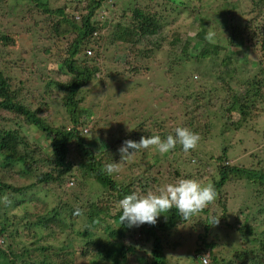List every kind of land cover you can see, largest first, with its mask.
I'll return each instance as SVG.
<instances>
[{
    "label": "trees",
    "instance_id": "trees-1",
    "mask_svg": "<svg viewBox=\"0 0 264 264\" xmlns=\"http://www.w3.org/2000/svg\"><path fill=\"white\" fill-rule=\"evenodd\" d=\"M24 1L29 2L17 5L25 11L16 12L12 0H0V36L4 37L0 41V264H75L77 255L92 258L93 264H129L132 258L136 264H171L166 249L179 243L175 241L183 238L185 230L186 243L199 246L195 252L209 250L210 264H264V160L259 141L248 138L244 143L241 137V142L229 147L221 140V153L210 155L213 163L206 161L205 169L201 165L204 157L208 159L206 150L199 152L198 147L185 153L177 145L157 160H151L154 147L122 162L118 152L126 140L138 142L153 135L163 139L174 135L176 127L188 128L200 136L199 142H207L216 134L218 117L227 120L236 133L251 127L264 105V72L238 81L228 63L233 55L227 53L216 71L217 80L208 81L210 86L206 87V75L186 73L197 91L184 94L176 85L181 97L174 91L169 105L154 101L148 112L144 108L123 110L121 98L109 97L112 121L123 126L125 119L128 129L118 131L111 126L115 136L100 152L89 146L94 140L88 141L90 133L84 130L100 119L97 114H86L90 110L84 105L90 87L102 97L108 94L98 78L104 68L113 81L133 86L136 92L145 86L156 93L154 85L164 86L166 79L171 81L191 63L218 56L229 46L249 49L253 45L254 49L261 39L256 59L264 70V0H249L247 12L225 21L227 48L205 39L203 26L193 39L179 31H163V26L173 22L167 9L172 0H78V6L85 1L87 5L77 6L76 15H69L65 7H53L51 0ZM63 1L66 7L72 4ZM57 30L69 32L65 46L55 37ZM161 51L169 52L168 61L150 67L149 55ZM114 65L124 66L123 71L117 72ZM30 77L35 79L32 83ZM171 106H176L173 112ZM47 108L63 112L69 124L54 121L48 125L52 118L44 117ZM231 117H235L234 124ZM29 126L53 143L43 147L39 138L31 140L22 130ZM262 135L264 138V130ZM239 146L250 163L232 164L239 158ZM113 162L120 164L108 173L107 165ZM171 166H175L173 173ZM3 172L9 179L22 177L24 182L5 181ZM124 176L129 180H118ZM186 178L210 184L216 191L215 199L191 219L182 221L173 208L159 216L155 225L127 228L119 224L112 238L100 234L101 226L110 228L104 224L107 219L119 222L122 211L118 207L111 215L102 202L114 209L128 194L155 192L172 179L175 183ZM42 190L55 198L53 206L39 197ZM30 193L37 194L30 202L38 209L12 215L11 209L20 208ZM215 202L220 207L214 206ZM230 202L237 208L230 210ZM223 228L238 236L239 245L233 246L231 257L216 250L212 241ZM133 231L141 237H132ZM62 237H66L63 242ZM142 237L144 243L138 244ZM145 243H151L149 249H144ZM32 251V257L17 259L19 254Z\"/></svg>",
    "mask_w": 264,
    "mask_h": 264
},
{
    "label": "rangeland",
    "instance_id": "rangeland-1",
    "mask_svg": "<svg viewBox=\"0 0 264 264\" xmlns=\"http://www.w3.org/2000/svg\"><path fill=\"white\" fill-rule=\"evenodd\" d=\"M45 1V0H44ZM52 1V6L55 8L58 7H65L66 12L69 15H76L77 11V6L79 4H77L78 0H67L69 3L70 1H72L71 5H68L67 7L65 6L64 1L62 0H51ZM29 2V1H27ZM24 0H12V6L14 9V11L16 12H23L25 11L24 9L20 8V6L17 5V3H27ZM248 2L249 0H204L203 2H199L197 0H172L171 3L168 5V11L171 13L172 19L171 23H168V25L163 26L162 30L164 31L165 29L167 31H179L180 34H182V36H189L188 38L193 39L195 37V35L197 34V32L200 31V28L206 29V32H214L215 36L213 38V40H211L212 43L214 44H218L224 47H228V43H227V39H226V30H225V21H228L229 18L231 17H235V16H239L243 13V11H248L249 10V6H248ZM87 5V2L85 1L82 5L78 6V7H82L85 8ZM16 6V7H15ZM178 6V7H177ZM177 7L178 11L176 10ZM171 33V32H170ZM55 37L58 39H62V45L65 46V44L68 42L69 38L71 37L69 32H59L58 30L55 32ZM0 36V41L2 40ZM210 41V40H209ZM188 43H191L190 41ZM261 44V39L258 41V46L256 48L253 49V45H251L249 49L246 48H240V47H228L227 50L221 51L220 54L218 56L214 55L212 58L209 59H205L202 63L200 64H196V63H191L190 65H188L185 69H181L179 70V72L175 73L172 77V80L170 81L169 79H166L164 81V86L158 87L157 85H154V88L156 89V93H153L152 91H147L148 88H146L145 86L141 87V89L139 91H135L133 86H128L127 84L123 83V82H118V81H113L112 78H110L109 76H107L108 71L104 69H102L100 75L98 76V78H100L99 80L102 81L104 88H106V94L105 96L103 95V97L99 94H95L97 91H93L92 87H90V90H88L87 92V96L85 98V105L84 108L89 109L90 111L87 112L86 114L91 115L93 114H97V116L100 118L97 121V124L92 123L89 124L87 127L84 128L87 129L89 131V135L86 136V138L89 140H94L92 142L91 145L92 147L96 148L97 153L100 152L102 150L104 144L106 145L107 143L111 144L112 143V135L114 134V128L117 129L119 131V129H122L126 131L128 129V125L127 122L124 121V125L122 126L121 124H119L116 121H112V114L113 111L108 107V105L110 106V101H108L109 97H112L113 95L118 96L119 98H121L122 102H123V107L125 109L129 108V109H139L142 110L144 108V110H146L147 112L149 111V105L152 103V105H154V101L155 102H160L165 103L167 105H169L170 103H172L173 100V92L175 91V87L176 85H180V89H178L180 92L184 93V94H194L197 91V88L194 87L193 84V79H191V75L190 74H186V73H190L192 71L201 73L202 75H206L208 77V79L204 82H206V87L210 86V82L208 81H215L217 80V72L218 69H220L219 64L224 63V60L226 59V54L228 53L233 55L232 60H230L228 63L231 66L232 69V75L233 77H235V79H237L238 81H245L250 79L251 75H254L255 73H263V67H261L257 62L256 56L258 55V47ZM169 52L167 51H161V52H155V53H151L150 56V60H149V66L150 67H155L156 64L158 63H166L168 61V54ZM88 54V53H87ZM89 55V54H88ZM227 62V60H226ZM117 68V72L123 71L124 66H116ZM223 67V66H222ZM178 71V70H176ZM34 74V76H36L37 72L32 73ZM144 74V73H143ZM148 74V73H147ZM54 77H57V74H53ZM23 77H25L23 75ZM38 78V77H37ZM244 79V80H243ZM35 79L30 77V83H32ZM147 83H149L151 81L150 77L147 76L146 78ZM125 81V80H123ZM173 81V82H172ZM105 82V83H104ZM126 82V81H125ZM169 82H171V84L169 86H167L169 84ZM175 82V84H174ZM98 84V81L96 82ZM135 83V82H133ZM133 85V84H131ZM166 86V87H165ZM95 90V88H94ZM177 90V89H176ZM177 94V91H175ZM179 97H181V94L178 95ZM106 97V98H105ZM141 102V103H139ZM139 103V104H138ZM108 104V105H107ZM260 108L262 109V113L260 114V117L254 121L253 123V127H245L244 129H242L240 132H237L233 129L232 125L227 121V120H221L220 117H218L216 119V134L212 135V138L210 140L206 141H200L197 145L198 147V151L203 152L205 151V154H207L206 157H208V159H206L204 157L203 164L201 165L203 169H205V162L206 161H210L211 163H213L210 160V155H219L222 151V145L223 146H229L231 145V147L233 145H235V143L237 141H240L245 138L244 143L246 142V139H251L252 141H259V145H258V149L260 151H262L263 153V160H264V138L262 135V131L264 130V105L260 106ZM174 109H176V106H171L170 107V111L173 112ZM92 110L94 112H92ZM139 110V111H140ZM168 110V111H169ZM125 112V111H124ZM86 114L83 116V118L86 117ZM48 115L50 116V118H52V120H48V125L50 123H53L54 121L58 122V123H63L66 122L67 124H69V120L65 119V115L63 112L59 111L58 113H56V111L54 112L53 110H51V108H47V114H44V117L48 118ZM107 115L106 119L105 116ZM94 116V115H93ZM81 117V116H80ZM102 119V120H101ZM83 120V119H82ZM132 121V118L130 119V122ZM99 122V123H98ZM230 122L234 124L235 122V117H231ZM244 125V124H243ZM114 128H112V127ZM25 134L31 139V140H35L37 138H39V142L40 144L44 147L47 146L48 144H52L53 140H50L48 138H42L41 137V133L37 130L36 127L34 126H29V127H24L22 129ZM122 130V131H123ZM222 131V132H221ZM87 134V133H86ZM115 136V134H114ZM241 137H243L242 139H240ZM257 139V140H256ZM222 142V145L220 146L218 144V142L220 141ZM261 140V141H260ZM102 144V145H101ZM244 148L245 145H242ZM248 149V148H246ZM250 149V147H249ZM47 151L50 152V148H47ZM214 154H211L213 153ZM243 152V149L239 146V151L237 152V154H239V158L234 159V162H232V164H234L236 162L239 163H250V158L247 156H242L241 153ZM233 155V154H232ZM236 155V154H235ZM163 155H160L156 150L152 151V157L151 160H157L162 158ZM163 159L165 160V157H163ZM89 162V161H88ZM165 163L169 164L170 162L168 160H165ZM172 164H176V161L173 162ZM264 164V163H263ZM170 166V165H169ZM198 166V165H197ZM175 169V166H171L170 170L173 173ZM119 170V169H118ZM4 173V177H5V181H8V174L6 172ZM189 172H183V174H187ZM2 174H0V178H1ZM175 177V176H174ZM24 179L21 178H13V179H9V182L11 183H15V184H21L22 181ZM119 181L122 180H129L128 176H124V177H119L118 179ZM24 182V181H23ZM174 179H172L170 181V183H173ZM29 183V182H26ZM230 193V192H228ZM31 195L26 198L22 199V204L20 206V208H18L17 206H15L16 204H13L12 207H14L11 212V214H16L18 216H21L25 211H27V209H29V212H35V210L38 209V207L35 205L34 202H30V198L35 197L37 194L35 193H30ZM232 193H230V198H231ZM42 199L45 198L46 201H48V204H51L52 206L56 203L55 198L49 193L46 192L44 190H42L41 195L39 196ZM231 201V200H230ZM41 205V204H40ZM102 205L104 207V209H110L111 215L115 214L117 211V208L120 206L117 204L115 205L114 209H111V205L107 202H102ZM214 206H218L220 207V205L218 204V202H215ZM228 206L231 207L230 210H233L235 208H237L236 204L233 202H230L228 204ZM11 207V208H12ZM218 219L221 221V217L219 216ZM105 225L108 224L107 227H110L109 229H105V226H101L100 229L102 230L100 232L101 235H103L104 237H111L112 238V231L114 229H118L120 227V223L117 222L115 219L113 218H109L106 220V222L104 223ZM187 228V227H186ZM183 229H181V232H183ZM188 229V228H187ZM264 229L261 228V230ZM42 233V232H41ZM186 230L184 231V235L182 239H176L175 242H179V243H175L172 244L169 248L170 249H166V256L169 258V260L171 261V264H202V257L207 256L208 259V264H210L211 261V255L209 253V250H204L205 252L199 253V252H195L196 249L199 248V246H197V244H188L186 243ZM135 234V238L139 239L141 236L140 234L136 233V232H132V237H134ZM218 235L216 237L215 234H212L210 237H214L212 241H214V243L216 244V250L220 249L221 251L224 250V253H226V255H229L230 257L233 254V246L239 245V240H238V236L235 235L234 233H232L231 229H227V228H223V230L219 231L217 233ZM182 235V234H181ZM257 237V236H255ZM142 243L139 242L138 244H143L144 243V237ZM66 237H62L61 241H65ZM131 240V239H130ZM126 242H129L127 240V238L125 239ZM133 242V240H132ZM81 243V239H78V245ZM55 245H60L59 242H54ZM151 243H145L144 249H149L150 248ZM174 245L176 247H174ZM231 245V246H230ZM173 246V247H172ZM140 252V250H139ZM138 252V254H139ZM32 252H26L23 254H19L17 256V259H21V258H30L32 257ZM135 258H132V261L129 264H136V262L134 261ZM93 259L87 256H81V258H79V255H77L74 259L75 264H93L92 263ZM100 264H106V263H100Z\"/></svg>",
    "mask_w": 264,
    "mask_h": 264
},
{
    "label": "clouds",
    "instance_id": "clouds-1",
    "mask_svg": "<svg viewBox=\"0 0 264 264\" xmlns=\"http://www.w3.org/2000/svg\"><path fill=\"white\" fill-rule=\"evenodd\" d=\"M214 32L206 34L205 39L213 40ZM88 131L86 130L85 133ZM174 135H167L161 138L160 135H153L147 138L141 137L138 142L126 140L122 143L118 152L120 162L133 158L140 150L152 147L160 154H168L177 145L185 153L194 150L200 140V136L185 127H176ZM120 163L107 165V172L117 170ZM216 197V191L212 185H202L194 179H179L175 183L166 184L155 192L148 191L143 195L136 192L128 194L119 200L121 214L120 225L127 228L140 227L144 224L155 225L157 218L168 213L171 209L179 213L182 221L191 219L195 214L207 207ZM77 214L78 210H77ZM204 264H207V256L203 257Z\"/></svg>",
    "mask_w": 264,
    "mask_h": 264
},
{
    "label": "built area",
    "instance_id": "built-area-1",
    "mask_svg": "<svg viewBox=\"0 0 264 264\" xmlns=\"http://www.w3.org/2000/svg\"><path fill=\"white\" fill-rule=\"evenodd\" d=\"M88 53H89V54H91V52H90V51H89ZM202 262H203V260H202ZM203 264H204V262H203ZM207 264H208V260H207Z\"/></svg>",
    "mask_w": 264,
    "mask_h": 264
}]
</instances>
